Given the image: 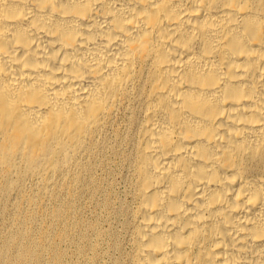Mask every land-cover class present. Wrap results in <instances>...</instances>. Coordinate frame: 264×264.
I'll list each match as a JSON object with an SVG mask.
<instances>
[{"label": "bare ground", "instance_id": "obj_1", "mask_svg": "<svg viewBox=\"0 0 264 264\" xmlns=\"http://www.w3.org/2000/svg\"><path fill=\"white\" fill-rule=\"evenodd\" d=\"M6 200L3 264H264V0H0Z\"/></svg>", "mask_w": 264, "mask_h": 264}, {"label": "rangeland", "instance_id": "obj_2", "mask_svg": "<svg viewBox=\"0 0 264 264\" xmlns=\"http://www.w3.org/2000/svg\"><path fill=\"white\" fill-rule=\"evenodd\" d=\"M94 206H95L94 204L89 205L86 210H83V208H80L79 210H80V213H82V217H80L79 215L78 217H75L72 215L71 218L73 220L77 218L79 221L83 219L89 222L87 220V217H88V214H90V211H92V209L94 210ZM15 214L16 213L14 212L10 201L6 200V202L0 203V264L4 263L5 257L7 256V255L4 256V252H5V248L10 245L11 235L9 234L12 228L15 227L12 222V219L14 218ZM115 223H116V226L119 228L120 222L117 221ZM64 226L66 229L70 230L69 234L74 232V234L68 239L67 243L65 244V249L67 250V253H68L67 263L68 264H72V263L81 264L82 259L77 249H78V246L81 244L80 242H81L82 237L88 236L90 233L87 230L74 231L73 226L70 225V223H67ZM107 226L108 224L106 222H102V227L106 228ZM9 256L11 258L13 257V255L11 254Z\"/></svg>", "mask_w": 264, "mask_h": 264}]
</instances>
